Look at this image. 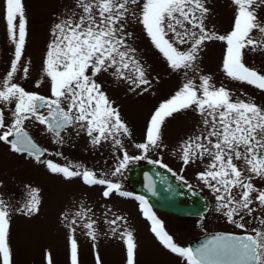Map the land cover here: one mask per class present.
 Masks as SVG:
<instances>
[{
    "label": "snow or ice",
    "instance_id": "1",
    "mask_svg": "<svg viewBox=\"0 0 264 264\" xmlns=\"http://www.w3.org/2000/svg\"><path fill=\"white\" fill-rule=\"evenodd\" d=\"M231 3L236 9L232 30L227 35H217L205 24L210 11L207 0H144L143 4L140 0H72L68 12L57 17L51 31L53 39L45 60L51 96L46 98L13 83L26 44L28 21L23 0H0L6 32L14 45V60L0 83V104L15 105L10 123L5 122V113L0 108V142L39 161L40 149L24 129L26 121L35 120L56 137L58 144L63 143L62 132L74 129L77 134L85 132L93 147L108 141L122 146L120 137H130L131 132L95 78L110 72L115 79L126 83L131 92L139 90L142 94L149 90L152 81L130 43L133 37L127 31L130 17L143 26L172 71L183 70L185 75L188 70L195 71L202 45L206 41H223L225 74L264 91V74L243 63L245 49L264 51V20L257 15V10L264 7V0H231ZM182 45H188L187 50L181 51ZM22 70L26 75L28 68ZM188 109L201 117L202 129L180 145L182 163L187 166L208 160L197 179L213 192L217 209L228 222L244 229V223H238L237 217L243 220L245 215L251 216L257 211L254 204L264 210V190L253 183L256 178L264 180V108L253 102L233 100L228 90L215 88L210 77H201L199 85L187 80L158 107L148 123L145 142L135 145L142 155L130 157L125 152L113 175L121 174L130 161L144 159L151 149L161 148V126L165 119ZM149 163L167 167L162 161ZM47 167L65 178L80 176L88 185L106 186L103 192L106 198L112 192L130 195L120 191V184L99 179L92 171H73L50 161ZM136 199L141 202V211L151 222V231L160 244L185 264H264V230L253 229L243 236L217 235L195 249L181 247L151 211L148 201L142 196ZM38 205L37 193L33 191L22 211L34 213ZM90 211H77L66 226L75 232L77 221L87 220L83 227L95 240V221L90 219ZM123 220L115 217L109 224ZM260 223L264 225V219ZM9 229L10 212L0 200V264H12ZM119 235L126 246V264H135L137 246L133 233L125 230ZM70 259L71 264H78V244L74 238L70 241ZM96 260L100 264L98 255ZM47 264H51L50 254Z\"/></svg>",
    "mask_w": 264,
    "mask_h": 264
},
{
    "label": "rangeland",
    "instance_id": "2",
    "mask_svg": "<svg viewBox=\"0 0 264 264\" xmlns=\"http://www.w3.org/2000/svg\"><path fill=\"white\" fill-rule=\"evenodd\" d=\"M143 2L140 0V4ZM23 3L28 21L27 37L13 83L29 93L48 98L51 96V80L45 74V60L48 45L53 39L51 31L57 17L68 12L72 0H23ZM207 7L210 10L205 20L207 29L217 35H227L232 30L236 11L231 0H207ZM135 10L139 12L138 7ZM257 15L264 20V7L257 10ZM127 31L133 33L130 43L152 81L149 90L142 94H139V90L131 92L126 83L115 79L110 72L101 73L95 78L113 107L119 109L121 119L131 132L130 137H120L122 146H115L108 141L93 147L85 132L77 134L74 129L62 132L63 143L58 144L56 137L35 120L26 121L24 129L45 148L39 161L14 152L8 144L0 142V200L5 202L10 212L12 264H47L49 254L51 264H71L70 241L73 238L78 244V264H97V255L100 264H126V246L119 235L125 230L133 233L137 246L135 264H185L182 258L165 249L148 229L145 224L147 219L141 211V202L136 199L138 196L129 188L125 179V169L121 174L113 175L115 167L125 152L130 157L142 155L135 145L145 142L152 114L189 79L199 85L201 77H210V83L215 88L228 90L233 100L253 102L264 108V91L233 80L225 74V42L206 41L196 61L195 71L188 70L185 75L183 70L174 72L168 67L167 61L151 43L143 26L132 17ZM187 47L182 45L180 50L185 51ZM260 55L258 59L257 51L245 49L243 63L264 74V51ZM13 60L14 45L8 37L0 12V83L6 78ZM23 67L28 68L26 75ZM14 106V103L7 107L0 104L6 123H10L13 118ZM201 129V117L191 109L174 113L161 126L162 147L151 149L144 160L162 161L180 178L208 193L207 187L197 179V174L205 170L208 160L185 166L180 158L182 142L199 134ZM49 161L73 171H92L99 179L120 184V191L130 195L121 196L112 192L106 198L103 196L106 186L88 185L80 176L65 178L62 173H53L47 167ZM33 191L39 200L38 210L25 214L22 210ZM81 209L91 210L88 215L95 221V240L91 239L88 230L83 227L87 220H78L74 226L75 232L66 226ZM217 213L216 204L209 217L215 216L221 220V214ZM65 216L67 220L63 219ZM115 217H123L124 220L118 221L116 225L109 224ZM190 235L192 233L180 234V238L187 240Z\"/></svg>",
    "mask_w": 264,
    "mask_h": 264
},
{
    "label": "water",
    "instance_id": "3",
    "mask_svg": "<svg viewBox=\"0 0 264 264\" xmlns=\"http://www.w3.org/2000/svg\"><path fill=\"white\" fill-rule=\"evenodd\" d=\"M28 135L40 149L41 156L44 151L42 146L29 133ZM11 139L14 140V138ZM126 178L134 192L160 210L181 215H198L208 209L209 203L203 194L193 187H189L178 176L173 175L172 171L160 167L159 164L134 160L126 171ZM153 192H155L154 195ZM217 235L230 234L216 233L208 235L198 239L190 247L193 249L198 248Z\"/></svg>",
    "mask_w": 264,
    "mask_h": 264
},
{
    "label": "flooded vegetation",
    "instance_id": "4",
    "mask_svg": "<svg viewBox=\"0 0 264 264\" xmlns=\"http://www.w3.org/2000/svg\"><path fill=\"white\" fill-rule=\"evenodd\" d=\"M257 52L259 54V57H258L259 59L261 56L260 55L261 51H257ZM44 111H47V110L45 109ZM35 141L37 142V140ZM8 146L11 148L10 144H8ZM42 148L44 151H43V154L39 158H41L45 152V148L43 146ZM22 154L30 156L31 158H35L34 156H31L27 153H22ZM149 161L150 160L142 159V162H149ZM166 168L171 169L168 166ZM127 169H128V166L125 169V179L126 180H127L126 178ZM172 172L175 173L173 170ZM175 175L178 176L176 173ZM180 179L184 183H186L188 186L193 187L195 190L203 194L204 197L208 200L209 205H208V209L206 212L198 214V215H181V214L174 213L171 211L160 210L154 207V205L147 200L148 204L151 207V211L163 223L164 229L168 232L169 235L173 237L174 242L178 246L190 247L198 239L208 236V235H213L216 233H225V234H230V235L243 236V235L252 233L253 229L264 230V225H261L260 223V220L264 219V210L260 209L257 205L255 204L253 205V207L257 208V211L254 212L251 216L245 215L243 220H240V218L237 217V222L244 223L245 225L244 229L238 228L235 224L229 223L227 218L220 211H218L217 214L218 215L221 214V220L220 219L218 220L217 217L215 216L209 217V215H211L214 212V207L217 204L216 203L217 201L214 198L213 194L210 193L212 191L209 190V188L206 189L208 191V193H206V191L200 190L198 187L186 182L182 178ZM253 183L256 185L257 188L262 189L264 187V180H261L259 178L254 179ZM129 188L131 189L130 185H129ZM145 224L147 225L148 229L151 231V222L149 220H146ZM190 233H192V235H190L189 239L183 240L182 238H180V234H190Z\"/></svg>",
    "mask_w": 264,
    "mask_h": 264
}]
</instances>
